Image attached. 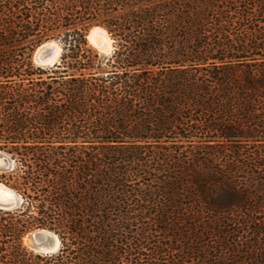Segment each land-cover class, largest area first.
<instances>
[{"label": "trees", "instance_id": "obj_1", "mask_svg": "<svg viewBox=\"0 0 264 264\" xmlns=\"http://www.w3.org/2000/svg\"><path fill=\"white\" fill-rule=\"evenodd\" d=\"M0 151V264H264V0H0Z\"/></svg>", "mask_w": 264, "mask_h": 264}, {"label": "water", "instance_id": "obj_2", "mask_svg": "<svg viewBox=\"0 0 264 264\" xmlns=\"http://www.w3.org/2000/svg\"><path fill=\"white\" fill-rule=\"evenodd\" d=\"M98 27V26H97ZM97 39V38H95ZM98 40V44L100 46H104L102 41ZM103 48V47H100ZM54 54V49L51 45H45L43 46L40 51L37 54V60L40 63H51L50 65H53L55 62H51L48 59H51ZM15 193L11 189L0 186V207L5 209H10L16 206V199H15ZM39 233H45L52 237L51 241H44V242H38L34 240L35 233L30 234V247L31 250L37 253L42 254H51L58 250L59 248V241L58 238L54 233H52L49 230L40 229L38 231Z\"/></svg>", "mask_w": 264, "mask_h": 264}, {"label": "rangeland", "instance_id": "obj_3", "mask_svg": "<svg viewBox=\"0 0 264 264\" xmlns=\"http://www.w3.org/2000/svg\"><path fill=\"white\" fill-rule=\"evenodd\" d=\"M97 26H93V27H91L89 30H88V32H87V40H88V42H89V44L93 47V48H95L100 54H102V55H105V56H108L111 52H112V49H113V41H112V39H111V37L109 36V34H108V37L110 38V45H109V47H107V48H100V47H98V46H96L95 44H93L91 41H90V34H91V31H93V30H95L94 28H96ZM98 27H101V26H98ZM101 28H103V27H101ZM104 29V28H103ZM105 30V29H104ZM106 31V30H105ZM107 32V31H106ZM51 44H54V45H56V46H58L59 48H60V52H59V55H57V56H55L54 57V59H53V61L52 62H58L59 61V58H60V54H61V46H60V44H59V42H57L56 40H48V41H46V42H43L41 45L43 46V45H51ZM41 45L40 46H38L39 48L41 47ZM36 48V50L34 51V53H33V55H32V60H33V62L36 64V65H39V66H42V67H48V66H51L50 64L51 63H49V62H46V63H40V62H38V60H37V54H38V52L40 51L39 50V48ZM106 51V52H105ZM9 162H10V158L8 157V155L7 154H5V153H3V152H1L0 151V173H2L3 171H5V169L8 167V165H9ZM0 186H5V187H7L5 184H3L2 182H0ZM7 188H9V187H7ZM10 189V188H9ZM13 191V190H12ZM15 193V192H14ZM15 199H16V206L19 204V202H20V198L17 196V194L15 193ZM15 206V207H16ZM14 208V207H13ZM40 229H36V230H33L32 232H30L25 238H24V243H25V245L28 247V248H30L31 249V247H30V234L31 233H35V235H34V240L35 241H38V242H44V241H51L52 240V237L51 236H49V235H47V234H45V233H39L38 231H39Z\"/></svg>", "mask_w": 264, "mask_h": 264}, {"label": "bare ground", "instance_id": "obj_4", "mask_svg": "<svg viewBox=\"0 0 264 264\" xmlns=\"http://www.w3.org/2000/svg\"><path fill=\"white\" fill-rule=\"evenodd\" d=\"M95 30H93V31H91V34H90V41L93 43V44H95L96 46H98V47H103V48H107V47H109V45H110V38L108 37V34H107V32L103 29V28H101V27H96V28H94ZM95 38H97V39H99V41H102V43L104 44V46H100L99 44H98V40L97 39H95ZM43 46H45V45H43ZM43 46H41L40 48H39V50L43 47ZM51 46L53 47V49H54V54H53V57L51 58V59H48L49 61H53V59H54V57L55 56H57V55H59V52H60V48L58 47V46H56V45H54V44H51ZM108 49V48H107ZM62 50V49H61ZM106 52V51H105ZM60 243V242H59Z\"/></svg>", "mask_w": 264, "mask_h": 264}]
</instances>
